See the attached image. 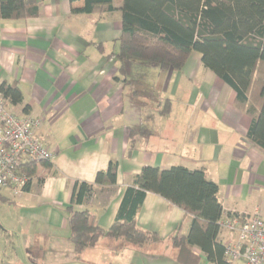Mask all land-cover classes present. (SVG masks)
I'll return each mask as SVG.
<instances>
[{
    "label": "crops",
    "instance_id": "obj_1",
    "mask_svg": "<svg viewBox=\"0 0 264 264\" xmlns=\"http://www.w3.org/2000/svg\"><path fill=\"white\" fill-rule=\"evenodd\" d=\"M121 1L113 0L114 11L76 14L84 0H38L39 16L0 19V85L17 82L23 92V103H8V109L42 119L36 136L54 155L51 162L35 164L28 190H0L22 212L20 228L2 234L8 241L27 236L26 251L35 242L51 251L72 250L66 208L74 185L94 184L111 162L118 165L116 185L95 186L77 207L92 212L105 230L145 166L202 170L219 186L222 220L256 212L264 218V150L247 138L252 120L236 108L235 91L195 51L179 72L135 60L122 64ZM166 101L171 109L162 115ZM130 129L140 131L133 150ZM136 222L161 242L135 248L101 239L94 249L103 250V260L119 257L114 251L121 250L125 259L117 264H212L198 247V261L187 256L180 262L173 238L189 234L193 216L160 195L147 193ZM236 240L220 228L218 243L226 247Z\"/></svg>",
    "mask_w": 264,
    "mask_h": 264
},
{
    "label": "trees",
    "instance_id": "obj_2",
    "mask_svg": "<svg viewBox=\"0 0 264 264\" xmlns=\"http://www.w3.org/2000/svg\"><path fill=\"white\" fill-rule=\"evenodd\" d=\"M72 3L79 0H70ZM123 32L118 39L117 58L181 71L191 54L199 52L205 67L236 93L235 106L252 120L247 138L264 150V0H122ZM113 0H84L76 14H103L114 11ZM38 0H0V19L23 20L39 16ZM124 73L125 67L122 65ZM0 92L11 105L23 103L17 82H4ZM28 107L25 108L27 111ZM166 101L161 114L170 112ZM140 131L130 129L131 150ZM36 163L25 164L20 172L33 176ZM118 165L97 173L94 184L77 181L66 208L69 240L84 248H94L101 239L123 240L135 248L161 242L156 233L142 231L136 216L147 193H154L193 216L187 236L177 235L173 246L180 262L190 256L198 261L194 247L212 264H231L225 246L217 242L223 207L219 186L202 170L182 166L162 170L142 168L124 195L119 214L110 229H103L95 215L77 207L90 198L95 186L113 187ZM29 183L24 187L28 190ZM0 202H10L0 195ZM1 232V231H0Z\"/></svg>",
    "mask_w": 264,
    "mask_h": 264
},
{
    "label": "built area",
    "instance_id": "obj_3",
    "mask_svg": "<svg viewBox=\"0 0 264 264\" xmlns=\"http://www.w3.org/2000/svg\"><path fill=\"white\" fill-rule=\"evenodd\" d=\"M42 125L37 117H18L8 109V100L0 92V190L21 193L30 178L20 169L25 164L51 162L54 155L36 136ZM220 228L236 235V242L225 247L231 264H264V218L259 212L251 216H233L221 220Z\"/></svg>",
    "mask_w": 264,
    "mask_h": 264
},
{
    "label": "rangeland",
    "instance_id": "obj_4",
    "mask_svg": "<svg viewBox=\"0 0 264 264\" xmlns=\"http://www.w3.org/2000/svg\"><path fill=\"white\" fill-rule=\"evenodd\" d=\"M21 216L22 212L15 205L10 202H0V264H117L116 259H120V257L125 259V253L121 250L114 251L119 257L110 254L106 260H103L104 252L100 248H84L73 243L72 250L65 247L66 249L63 251H51L49 247H41L38 242H35L34 248H28L26 251L24 243L28 240L27 236L24 235V240L22 237L16 236L8 241L6 235L2 234L5 229H19ZM31 240L33 239L31 238ZM118 263L121 264L122 261Z\"/></svg>",
    "mask_w": 264,
    "mask_h": 264
}]
</instances>
